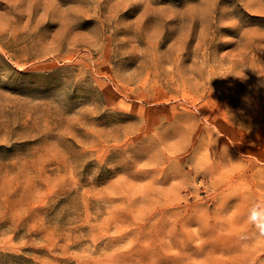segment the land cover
I'll return each mask as SVG.
<instances>
[{"label": "rangeland", "instance_id": "374dc122", "mask_svg": "<svg viewBox=\"0 0 264 264\" xmlns=\"http://www.w3.org/2000/svg\"><path fill=\"white\" fill-rule=\"evenodd\" d=\"M0 264H264V0H0Z\"/></svg>", "mask_w": 264, "mask_h": 264}]
</instances>
